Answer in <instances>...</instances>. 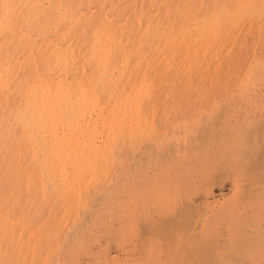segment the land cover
<instances>
[{"label": "rangeland", "instance_id": "obj_1", "mask_svg": "<svg viewBox=\"0 0 264 264\" xmlns=\"http://www.w3.org/2000/svg\"><path fill=\"white\" fill-rule=\"evenodd\" d=\"M0 81V264H171L137 245L135 215L153 212L149 178L181 143L244 135L234 170L264 142V0H0ZM45 99L60 101L40 112ZM249 182L264 185V154L214 187L252 206L241 242L191 264H264V187Z\"/></svg>", "mask_w": 264, "mask_h": 264}, {"label": "bare ground", "instance_id": "obj_2", "mask_svg": "<svg viewBox=\"0 0 264 264\" xmlns=\"http://www.w3.org/2000/svg\"><path fill=\"white\" fill-rule=\"evenodd\" d=\"M104 16H105V14H104ZM102 18H104V17H102ZM44 52H46V51H44ZM112 60H113V58H112ZM112 63H113V61H112ZM11 65H13V64H11ZM41 78H40V80H41ZM55 80H57V79H55ZM48 85H50V84H48ZM59 92H60V90H59ZM65 95H66V93H65ZM94 95H95V93H94ZM53 98H54V96H52V99ZM45 100H48V99H45ZM59 101H60V99L58 101L51 100V99L48 101H45L46 103H42V105L39 107L38 110L40 112L41 111L47 112L51 106L53 108V105H56V103H59ZM81 103H83V102H81ZM66 105H67V103H66ZM68 105H70V110L68 108L67 109L69 111H71L75 104L70 103ZM75 106H78V105L76 104ZM79 107L81 108V106H79ZM56 108H58V107L56 106ZM36 110L37 109H35L34 112H36ZM50 110H51V108H50ZM40 112L37 111V113H40ZM54 115L52 116L49 114H45V116L49 117V118H47V120H45V122L49 123V122L53 121L52 117H54ZM45 116H44V118H45ZM41 118H43V117H41ZM41 118H40V120H41ZM139 118H140V116H139ZM35 121H37V119ZM70 121H71V119H70ZM134 121H136V120H134ZM37 122H39V121H37ZM41 123H43V121ZM44 125L47 126L48 124L47 125L44 124ZM16 129H17V127H16ZM115 130H117V129H115ZM220 131H221V133H217V131L213 132L214 136H212V140L210 142L208 141L207 136H203L202 139L195 140L194 142H191L189 144L181 143L178 146V148H176V149L174 148L173 150L164 154L162 159H160V158L157 159L158 160V165L156 166L157 170L154 169V170H156V172L153 174V178L152 179L149 178V179H150V181L152 180V181L156 182V186H157V189L159 192L160 200L158 202H154L152 204V206H151L152 210H153L152 213L135 215V218H134L135 231L137 232V234L141 235V237L139 236L140 238L137 239V245H139L141 247L144 244H147V245L151 244L150 251L154 252V253L158 252L161 255H163L164 257L170 259L171 264H191L192 262L193 263L197 262V261H199L200 258H202L201 255L204 252H206L205 251L206 249H208L210 251V254H213L214 252L216 253V251H218L219 245L222 246L221 247L222 252H224V251L229 249L228 248L229 246H231L229 243L235 242V243L239 244L241 242V239H242L241 236H242L243 232L246 230L244 228L243 224H245V222H246V219H247L246 216L251 215L250 212H251L252 206L246 202L247 198H245V194H243V190L235 198L233 197V198H229L227 200L222 199V201L218 203V201L214 197V187H218V188L222 189L229 183V179H230V181L232 182L231 183L232 186L236 188L237 184H238V178L245 176V175H248L249 173L255 172V170L259 167L261 159L263 158L264 142L261 141L262 139L261 140L259 139L260 140L259 142L257 140H255L256 144L254 145L252 153L249 156L248 162L242 167L236 165L237 167H235L234 170H232L233 169V168H231L232 166L229 167V165H231V163H227V162L236 156V152L234 151L232 154V152H228V151H229V149L231 151V147H237V145H238L237 139H239L241 137L239 139V142H241L242 137L244 135L243 136H236L234 132L229 131L228 127H221ZM43 133H45V131ZM78 133H79V131L77 132V134ZM40 134H42V133H40ZM48 134H50V133L48 132ZM260 134L262 135V130H261ZM260 134L258 133V136ZM193 135H194V133H193ZM216 135H218V136L216 137ZM245 135H248V134L246 133ZM48 136H47V138H48ZM75 136H76V134H75ZM247 137H249V135ZM177 139H178V137H177ZM37 143H38V141H37ZM66 144H67V142H66ZM85 144H87V142L81 144L82 145L81 146L82 151L80 152L81 155H79L84 160L91 158L90 156H87L88 155L87 151L89 150V148ZM239 144L241 145V143H239ZM59 147H61V146H59ZM225 151L227 152L226 154H225ZM65 152H67V151H65ZM71 156H73V158L71 159L73 164L79 163L81 161L80 160L81 158L79 159L78 156H76V155L75 156L71 155ZM91 156L95 157V155H91ZM51 158H52V155H51ZM139 158L142 160L141 156H139ZM144 158H146V157L144 156ZM57 160H59V159L57 158ZM234 160L231 161V162H233L232 164H234ZM66 161H68V160H66ZM96 161H97V158H96ZM143 161H145V159ZM65 164H67V163H65ZM62 167H64V166H62ZM75 168L78 169V165ZM237 168H239V169H237ZM138 169L141 170L142 168L138 167ZM141 171H143V169ZM138 172H139V170H138ZM84 174L85 173H83V177L85 176ZM87 174H89V173H87ZM69 175H71V174L69 173ZM72 176H73V174H72ZM54 177L56 180V176H54ZM144 177H146V176H144ZM81 179H83V178H81ZM91 179H92V177H91ZM138 180L140 181V178ZM139 183H141V181ZM246 187L247 188L253 187L250 190L256 191V190L263 189L264 185L262 183L249 182V183H247ZM157 189H156V191H157ZM244 190H245V188H244ZM209 199H212L216 205L212 206V208H211L212 210L210 213H208L207 210H204L203 212H201V210L199 208L202 207L203 205H205V206H207L209 204L212 205V203L209 201ZM65 201H66V199H65ZM255 207H257V210L259 212H261V214H263L262 211L264 209H262L260 205H256V206H254V208ZM256 218L258 221L257 223L262 224L263 217H260V215H257ZM253 231H256V230L254 229L250 232L253 233ZM203 235H208V236L210 235L208 237V241L207 242L205 241L206 243L203 240L199 239L200 237L202 238ZM243 239H245V238H243ZM208 253L209 252L207 251V253H205V254H208ZM219 254H221V252H219ZM206 256L204 258H208V256L207 257Z\"/></svg>", "mask_w": 264, "mask_h": 264}]
</instances>
